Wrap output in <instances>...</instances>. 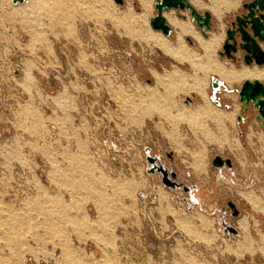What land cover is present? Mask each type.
<instances>
[{
    "label": "rangeland",
    "instance_id": "obj_1",
    "mask_svg": "<svg viewBox=\"0 0 264 264\" xmlns=\"http://www.w3.org/2000/svg\"><path fill=\"white\" fill-rule=\"evenodd\" d=\"M151 6L139 0H27L22 7L0 0V259L264 264V217L241 197L249 190L264 204V166L248 161L247 177L234 179L239 171H233L220 181L217 172L224 168H215L212 159L219 155L233 164L234 153L211 146L205 165L212 182L194 180L190 157L176 158L169 148L167 132L174 126L151 107L146 92L156 81L191 73L184 59L175 61L145 36L142 26L156 15ZM167 43L178 45L174 37ZM198 74L201 89L212 92L213 73ZM175 93L176 105L192 99L186 90ZM225 96V103L239 102L237 95ZM199 102L196 94L191 104ZM227 112L217 115L230 132L235 119ZM180 127L189 143L188 126ZM208 130L209 142L216 141ZM145 149L163 157L180 182L196 187L193 194L149 174ZM228 201L240 211L237 218ZM248 213H255L252 225ZM213 216L212 229L204 226ZM222 220L239 235L227 238ZM249 240L255 246L246 253Z\"/></svg>",
    "mask_w": 264,
    "mask_h": 264
},
{
    "label": "crops",
    "instance_id": "obj_2",
    "mask_svg": "<svg viewBox=\"0 0 264 264\" xmlns=\"http://www.w3.org/2000/svg\"><path fill=\"white\" fill-rule=\"evenodd\" d=\"M140 4L148 8H152L151 4L155 6L156 0H139ZM147 1V2H146ZM203 1V0H201ZM214 0H210L207 3L209 4L210 2H213ZM217 1V0H216ZM238 1V2H237ZM243 0H225V4L222 3L221 5H217V9L219 11L213 12L212 9L209 7L203 8V9H198V11H209V13L212 14L213 20L216 24V27H218L217 31H213L210 33L208 39L211 37L212 34H220L222 33L223 39L221 41V44L218 46V48L215 49L214 53H210L208 56L205 54V51L201 47L198 37L202 39L203 41H208V39H205L202 37L200 32L193 26V24L189 20H184V19H178L181 20L182 22H188L190 23L193 28L195 29L196 35L194 34H184L182 35V39L184 41V45L182 44L181 38H179L180 34V29L178 27H175L172 25L169 21L170 26L174 29V33L170 37H166L163 33L158 32L154 29L151 28L150 24H145L142 26V29L144 30L145 36L148 37L149 39H152L153 44H156V40L160 42V44H164L162 46L163 52H165L166 55H170L175 61H181L183 59V51L184 50L186 53H189L190 56H193V58L203 66H207L209 61L211 60H216L218 61L219 64L228 67L230 66L227 62L226 59L222 60L221 58H216L215 55L221 50L220 47L222 48L223 46V40L225 38V17L228 15L235 14L239 6L241 5ZM145 2V3H144ZM204 2V1H203ZM206 3V2H204ZM206 3V4H207ZM229 3V4H228ZM237 3V4H236ZM24 4H27V0L24 2ZM24 4H17L20 6H24ZM148 4V5H146ZM236 5V7H235ZM229 6V7H228ZM217 14V15H216ZM220 15V18L218 17ZM151 18V17H150ZM149 18V21H150ZM198 33V34H197ZM189 36L192 37L196 43V45L190 46L189 44H186L185 37ZM174 37L176 39V42L178 45L174 44H169L167 43L169 38ZM168 45L171 47V50H179L178 55L173 54L171 51L168 52L166 49V46ZM189 45V46H188ZM180 49H179V48ZM185 47V48H183ZM162 50V49H161ZM173 54V55H172ZM197 55V56H196ZM175 56V57H174ZM180 58V59H179ZM184 63H187L189 65V68L191 70V73H187L184 71H178L174 73H169L168 75H165V83H160L159 81H156L155 86L150 87L147 90V94H150V97L153 100L150 102L151 107L156 108V110L163 111L162 115L163 117L161 119L164 120L167 119L168 122L171 123V125L174 126V128H171L170 131L167 132V136L170 137L169 141V148L175 153L176 158H182V156L189 158L190 157V166H191V175L193 176V179L199 182H212L210 180L209 175L207 174L208 168L205 165L206 160L208 157V149L211 146H215L216 148L220 150H230L234 153V167L235 170H229L228 168L220 169L219 172H217L219 180L220 181H227L228 176H233L234 173L233 171H239L236 172L237 176L234 177V179H237L240 173V178L242 179L248 176V170H249V164L248 161L252 162L255 161L256 166L262 167L264 166V128H262L261 123L254 118V116H245L246 121L241 122V124L238 123V116L243 114V110L241 107V104L238 101H226L227 103L224 102V98L226 97L225 95L229 96H235L237 94L233 93L231 89H234L232 86L229 87L227 86L226 82L223 81L217 74L213 73L211 77H216L223 81L224 83V88H227L223 93L220 94V101L222 102V106L218 107L216 104L212 103L210 96L212 95V92L206 89H203L202 91L200 89H190L186 90L185 89V74L187 76V82L188 84H193V81L191 83L190 76L194 74L195 68L193 62L189 61L188 58L184 59ZM189 61V62H187ZM193 64V65H192ZM192 65V66H191ZM187 67V66H186ZM201 72V71H199ZM203 73V72H202ZM161 77V76H160ZM179 89L181 90H186L188 93H192L191 98L193 99L196 94L200 98V102L197 104H189V105H181L177 104L174 101V96L175 92H179ZM146 91V90H144ZM159 94V95H158ZM160 95L161 99L160 100ZM188 98V96H186ZM191 99V100H192ZM158 104H162V106L157 109V107L154 105V101ZM208 102V104H207ZM229 103V104H228ZM228 106H231V109L228 108ZM223 108L227 109L226 114H233L234 119H235V124L234 126L231 125V128L233 130H228L224 129V122L223 118L220 119L218 118V115L220 112L223 111ZM153 112V111H152ZM155 114V113H153ZM194 114V115H193ZM216 115L218 121L222 122V126L220 123H217L216 121ZM228 115H225L227 118H229ZM222 116V114H221ZM181 124H186L188 126V132L191 133V136L189 135V143L187 141V135L185 134V131L181 129ZM210 126V127H209ZM209 128H211V134H213V138L216 139V141L209 142L210 135L209 133ZM182 130V131H181ZM196 130V133L194 134L193 131ZM241 133V135H240ZM195 135V138L193 139V135ZM187 142V143H186ZM186 143V145H185ZM185 146V147H184ZM187 146V148H186ZM260 169H258L259 171ZM255 172V171H254ZM259 174V173H257ZM251 175V173H250ZM259 176V175H258ZM237 177V178H236ZM254 177V175H253ZM231 180V179H230ZM233 180V179H232ZM238 180V179H237ZM241 197L242 200H244L246 203H248L251 206V203L256 201L255 203H252L255 206V210H253L256 214H261L262 217H264V204L261 201V199L253 194L249 190H243L241 191ZM253 200H250L252 199ZM256 199V200H255ZM258 201V202H257ZM260 208H258V206ZM263 207H261L260 205ZM263 209V210H262ZM259 210V211H258ZM255 213H248L244 214V217L248 218L249 222L251 223L250 225L253 224L254 222V214ZM205 220V219H204ZM203 220V221H204ZM217 219L215 216L209 218L208 220L205 221L204 226H210L211 223L213 224L214 221ZM255 221L257 222V219L255 218ZM209 222V224H208ZM260 226V225H258ZM210 229L212 227L210 226ZM212 231V230H210ZM211 233V232H209ZM255 241H250L248 244L245 246L247 249L246 253H248V249L252 248L254 245ZM260 243L262 246H264V240L263 238H260ZM256 244H259L256 242ZM250 253V252H249Z\"/></svg>",
    "mask_w": 264,
    "mask_h": 264
},
{
    "label": "water",
    "instance_id": "obj_3",
    "mask_svg": "<svg viewBox=\"0 0 264 264\" xmlns=\"http://www.w3.org/2000/svg\"><path fill=\"white\" fill-rule=\"evenodd\" d=\"M26 0H12L14 5L24 4ZM118 5H123L124 0H114ZM247 14L242 17H238L231 23V27L227 31L226 39L223 44V51L219 52V57L223 58L226 56L228 59L235 60L236 57L233 55L238 49L245 52L246 63L250 64L255 59L257 65L264 64V52L260 48V43H264V0H252L250 3L245 4ZM156 15L150 18V26L152 29L163 33L166 37H170L174 32V29L170 26L168 19L165 16V12L168 11H187L190 13L192 21L201 29L204 38L208 37V32L213 28L211 22V14L199 13L196 8L191 4L190 0H156L155 3ZM224 88V83L216 77L211 79L212 95L210 96L211 101L218 107L222 104L217 97L218 92ZM227 89V88H226ZM239 103L243 106L244 112L255 113V118L261 122L262 128H264V82L255 79L244 80L240 85V89L237 90ZM191 103V100L187 98L185 104ZM231 109V106H228ZM243 118L238 117L240 122ZM146 161L149 165L147 172L149 174L159 173L161 175V182L163 185L177 190L183 189L189 194H193L196 187L190 188L183 182H180L177 173L174 168L165 166L163 157L152 156L149 149H145ZM169 159L172 158V154H167ZM211 164L215 168L228 167L233 168L232 160L230 158L224 159L217 155L212 159ZM193 196V195H192ZM191 203H197L198 200L195 197H191ZM227 208L231 210L232 217H238L240 211L237 210L235 203L228 201ZM226 215V211H224ZM221 225L224 227V234L227 238L230 235L238 236L239 231L233 226L227 223L225 220L221 221Z\"/></svg>",
    "mask_w": 264,
    "mask_h": 264
},
{
    "label": "bare ground",
    "instance_id": "obj_4",
    "mask_svg": "<svg viewBox=\"0 0 264 264\" xmlns=\"http://www.w3.org/2000/svg\"><path fill=\"white\" fill-rule=\"evenodd\" d=\"M147 2V1H146ZM193 4L199 8H211L213 12L216 13V11H219L217 9V5H221L222 3L225 2V0H214L213 2H210L209 4H205L200 0H192ZM238 2V1H237ZM145 3V2H144ZM225 4V3H224ZM229 4V3H228ZM237 4V3H236ZM148 5V4H146ZM229 7V6H228ZM236 7V5H235ZM165 16L167 17V19L169 20V22L174 25L175 27H178V29H180V34H179V38H181L182 40V44L184 43L183 39H182V35L184 34H195V29L191 26L190 23L188 22H182L181 20H179L178 18L175 17L174 14L172 13H164ZM217 15V14H216ZM220 18V15L218 16ZM198 34V33H197ZM197 36V35H196ZM198 41L201 45V47L203 48V50L205 51V54L208 56L210 53H214L215 49L218 48V46L221 44V41L223 39V35L222 34H212L211 37L208 39V41H203L202 39H200V37H198ZM157 42V41H156ZM160 44V43H158ZM164 45V44H162ZM161 45V46H162ZM184 45V44H183ZM166 49L168 52H172L173 54L178 55L179 50H171L168 45H165ZM179 48V47H178ZM185 48V47H183ZM180 49V48H179ZM183 51V59L188 58L189 61H191V63L193 62L194 64V74L192 76H190V79L193 81V84H188L187 82V76L185 74V89L186 90H190V89H201V87L203 86V79L200 77V75L198 74L199 71H202L203 74H205V76H209L210 73H215L217 74L223 81L226 82L227 86L232 87L234 84L236 83H240V81L245 80V79H249V80H263L264 79V68H259L257 66H255L253 69L246 67V66H242L239 69L234 68L233 66L231 67H225L221 64L218 63V61L216 60H211V62L209 61L207 66H203L202 64H200L199 62H197L193 58V56H190L189 53H186L184 50ZM172 54V55H173ZM197 56V55H196ZM175 57V56H174ZM180 59V58H179ZM187 61V62H189ZM185 62V61H184ZM192 64V65H193ZM191 65V66H192ZM208 104V102H207ZM194 115V114H193ZM250 200H253L250 199ZM256 200V199H255ZM256 201H254L253 203H255ZM258 202V201H257ZM257 205V204H256ZM260 205V204H259ZM262 205V204H261ZM260 205V206H261ZM258 206V205H257ZM262 207V206H261ZM264 207V206H263ZM262 207V208H263ZM259 208V206H258ZM264 209V208H263ZM262 209V210H263ZM260 210V208H259ZM258 210V211H259ZM244 226V224H242ZM11 241V240H10ZM9 242V241H8ZM9 244V243H7ZM14 244V243H13ZM14 246V245H13ZM5 249V248H4ZM17 251V250H16ZM8 254V253H7ZM74 255V253H73ZM75 256V255H74ZM80 257V256H79ZM2 259H0V264H13V262H9L7 258L1 257ZM75 258V257H74ZM99 260V259H98ZM82 261V260H81ZM80 261V262H81ZM9 262V263H7ZM84 262V261H83ZM86 262V261H85ZM84 262V264H85ZM82 263V262H81ZM87 263V262H86Z\"/></svg>",
    "mask_w": 264,
    "mask_h": 264
},
{
    "label": "flooded vegetation",
    "instance_id": "obj_5",
    "mask_svg": "<svg viewBox=\"0 0 264 264\" xmlns=\"http://www.w3.org/2000/svg\"><path fill=\"white\" fill-rule=\"evenodd\" d=\"M201 1V0H200ZM204 2H208V1H210V0H203ZM202 1V2H203ZM252 0H243L242 1V3H241V5L239 6V8L237 9V11H236V13L235 14H232V15H228L227 17H225V27H226V29H225V38H224V40L226 39V36H227V31H228V29H230V28H233V27H231V23L233 22V21H235V19L236 18H238L239 16L240 17H242L243 15H245V14H247V12H246V9L244 8V5L245 4H248V3H250ZM190 2H191V4H193V2H192V0H190ZM203 2V3H204ZM205 3V4H206ZM193 6L196 8V10H197V7L193 4ZM199 9V8H198ZM203 9V8H202ZM198 11V10H197ZM199 13H201V14H205V13H209V11L207 10V11H198ZM166 13H171V11H168V12H166ZM177 15L176 16H178L179 18H181V19H184V20H189L192 24H193V26L200 32V34L202 35V31H201V29L200 28H198V26L192 21V19H191V17H190V13H188L186 10L185 11H178L177 13H176ZM211 14V13H210ZM167 18V17H166ZM169 21V20H168ZM211 22L213 23V29L211 30V31H209L208 32V37H209V35H210V33L211 32H213V31H217V29H218V27H216V24H215V22H214V20H213V16H212V14H211ZM192 26V25H191ZM192 26V27H193ZM173 29V28H172ZM174 33V32H173ZM172 33V34H173ZM220 34H222V33H220ZM202 37H203V35H202ZM208 37L207 38H205V39H208ZM224 40H223V42H224ZM185 41H186V43L187 44H189L190 46H193V45H196V43H195V41H194V39L192 38V37H189V36H186L185 37ZM224 44V43H223ZM222 48H223V46H222ZM221 48V50L219 51V52H221V51H223V49ZM260 48H261V50L264 52V43H260ZM219 52H218V54H219ZM235 57H236V59L235 60H232V59H228V58H226V56H224L223 58H221V57H219V55H218V57L219 58H221L222 60H224V59H226L227 60V62H228V64L230 65V66H228V67H231V66H233L234 68H236V69H239V68H241L242 66H246V67H249V68H251V69H253L255 66H257V67H259V68H264V64L263 65H257L256 64V62H255V59L253 60V62L252 63H250V64H247L246 63V57H245V52H243V51H241L240 49H238L237 50V52L236 53H234L233 54ZM246 80V79H245ZM249 80V79H248ZM244 80H242V81H240V84L238 85V87L236 86V87H234V89H231V91L233 92V93H235V94H237V90H239L240 89V85L242 84V82H243ZM251 81H254V80H251ZM260 81H262V82H264V79L263 80H260ZM212 89V88H211ZM225 90H227L226 88H223L222 87V89L218 92V94H217V97H218V99L220 100V94L221 93H223ZM237 96H238V94H237ZM187 99V98H186ZM191 100V99H190ZM191 102H192V100H191ZM221 102V101H220ZM189 104H191V103H189ZM189 104H186V105H189ZM221 104H222V102H221ZM241 104V103H240ZM223 105V104H222ZM230 109V108H229ZM242 110H243V106H242ZM243 119L239 122L238 121V123L239 124H241V122H245L246 121V118H245V116H254V118H255V113L251 110V112H244L243 111V114H241L240 115ZM239 117V116H238ZM256 119V118H255ZM260 122V121H259ZM261 123V122H260ZM240 135H241V133H240ZM233 167H234V164H233ZM224 168H228V167H224ZM228 169H230V168H228ZM230 210V209H229ZM230 213H231V210H230ZM226 214H227V212H226ZM234 218H237V217H234Z\"/></svg>",
    "mask_w": 264,
    "mask_h": 264
}]
</instances>
